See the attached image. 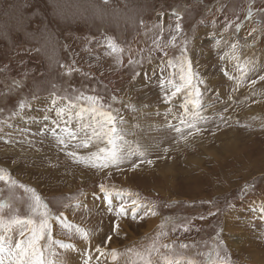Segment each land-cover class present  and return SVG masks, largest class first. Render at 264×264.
<instances>
[{
  "label": "rangeland",
  "instance_id": "374dc122",
  "mask_svg": "<svg viewBox=\"0 0 264 264\" xmlns=\"http://www.w3.org/2000/svg\"><path fill=\"white\" fill-rule=\"evenodd\" d=\"M250 6L253 16L245 19ZM261 7L264 0H0V121H7L0 124V169L17 181L14 186L0 181L5 219L29 214L31 194L23 184L35 189L55 215L63 213L68 223L88 232L84 240L75 228L68 231L52 221L53 239L75 246L52 245L57 255L49 258L64 264H125L127 249L147 246L161 230L167 232L161 243L197 264H205L210 255L219 264H264L260 236L258 242L247 240L250 250L232 246L239 239L243 246L248 229L257 232L259 224L250 219L264 209L250 205V200L264 204V81L259 80L264 75V34L243 31L249 23L255 26L251 30L264 28V13L255 11ZM109 39L124 49L119 61L108 48ZM185 41L193 71L204 81L196 111L205 118L198 125L200 134L188 136L185 130L186 140L167 127L177 123L174 116L165 115L170 108L182 113L184 97L165 102L164 91L170 94L171 89L162 90L159 83L162 76H172L166 60L178 58ZM234 43L240 65L251 61L256 66L246 78L232 58ZM129 56L137 63L129 64ZM13 80L20 86L14 88ZM53 91L100 95L105 103L116 96L113 107L124 118L119 127L127 146L139 145L145 156L107 169L75 162L68 152L86 155L96 149L65 148L51 133L40 134L45 123L53 127L55 113L46 111ZM33 95L38 99L32 100ZM25 99L32 107L24 110L23 119H9ZM133 164L139 166L133 169ZM101 184L137 199L141 207L135 219L131 200L125 205L127 215H117L120 197L113 196L108 210ZM244 192L248 197L241 204ZM152 206L155 216L148 213ZM222 240L228 243L226 250ZM182 243L188 248L181 249ZM112 249L120 254L115 261Z\"/></svg>",
  "mask_w": 264,
  "mask_h": 264
},
{
  "label": "snow or ice",
  "instance_id": "6c2138e0",
  "mask_svg": "<svg viewBox=\"0 0 264 264\" xmlns=\"http://www.w3.org/2000/svg\"><path fill=\"white\" fill-rule=\"evenodd\" d=\"M109 0H104V3H108ZM256 12L264 13V7L255 9ZM253 16V8H248L245 19H251ZM179 15L177 16L178 22L176 23V30L180 32L181 25L179 23ZM230 27L231 25H227ZM237 31L240 30L241 24L235 25ZM259 31L264 34V28L252 29L255 33ZM252 35V33H249ZM175 42V37L172 38ZM187 41L185 46L181 50V54L178 58L167 59L166 66L173 68L174 71L170 78H162L159 83L163 89L170 88L171 92L164 91L165 102H170L172 98L181 95L184 97V103L181 105L183 108L182 113L174 114L172 109H168L165 115H173L174 119L177 120L176 124L168 123L167 127L173 129L181 139H187L183 133L185 130L188 131V136L194 134H200L202 129L198 125L204 121V117L199 115L196 111L201 106L202 93L199 85L204 83L203 80L198 78V73L193 71L192 62L186 55L187 53ZM251 47V45H245ZM238 44H232L231 49L232 58L237 61V68L241 71L244 78L247 77L249 72H255L256 66L253 62L248 61L245 65H240V58L235 54V50ZM108 48L111 53L117 54L119 61V54L124 52L123 48L118 47L113 40H108ZM164 56L168 54L165 52ZM142 62V61H140ZM129 64L137 63L133 61L131 56L128 59ZM62 67H66L63 66ZM176 69L179 72V78H176ZM68 73L71 74L72 68H68ZM164 68H161L163 74ZM240 83L237 77H231ZM259 80L264 81V75L259 76ZM256 80H252L251 84L255 85ZM20 82L13 80V87H19ZM75 91V90H74ZM235 91V89H234ZM38 97L32 96V100H36ZM49 104L46 107V111L55 113V119H51L53 127H49L45 123L44 127L40 130V134L44 135L51 133L58 144L63 145L65 148L72 146L75 148H89L94 147L96 150L81 155L76 151H70L67 153L75 162L87 163L93 168L107 169L110 166L119 167L125 161L129 160L133 156L144 157L145 151L140 149L137 145L135 149L128 147V141L124 135V129L120 128L119 125L124 124V118L120 115L119 109L113 107L117 97L112 96L110 101L105 103V99L100 95H86L80 92L76 95H70L67 93L58 94L53 91L48 97ZM32 107V104L28 100H20L17 105V109L12 112L9 119L12 117H20L23 119L22 113L25 109ZM2 111V110H0ZM227 111V109H225ZM159 113H157L158 115ZM50 116L45 115L44 121H48ZM7 123V121H0V124ZM75 123V127L72 125ZM59 129V131H57ZM2 131V129H0ZM22 133H27V129L19 130ZM3 138V137H0ZM11 142V141H5ZM30 142V141H29ZM165 152L168 149L164 150ZM143 163V160L140 161ZM152 163L151 160L148 161ZM139 164H133L132 168L135 169ZM0 181H4L14 186L17 181L13 180L9 173L4 169H0ZM21 188H24L31 195L27 205L28 215L21 217L18 214H13L5 219L2 212V208L7 201L0 202V264H64L63 261H55L49 257H54L57 254L52 250V245H59L64 248H74V245L65 244L62 241H56L52 236V221H57L62 228L72 231L75 228V232L78 233L84 240L89 239V234L86 230L79 226H73L68 223L63 216V213L55 215L49 208L48 203L36 192L26 185L21 184ZM101 191L105 193L104 199L108 204V210L112 211L113 196L120 197L121 203L117 208V215H127L129 209L126 208V204L131 200V211L133 218L136 217V209L141 207L138 204L137 199L132 198L131 193H125L123 191L109 192L108 189L101 184ZM75 206H79L77 201ZM148 213L155 216L157 213L154 211V206L148 208ZM146 213V214H148ZM214 215V213H209ZM168 222H174L173 218H168ZM166 224L161 225L163 229ZM119 227L118 224L115 225ZM176 229L173 228V231ZM187 231V229H184ZM18 235L20 238L14 240V236ZM167 235V232L161 230L157 236L152 240L150 244L142 247L141 249L129 248L127 253L129 258L125 261V264H197V261L189 257H185L183 254H177L173 246L167 243H161L160 237ZM109 241L111 237L108 238ZM223 244V241L220 242ZM181 249L188 248L187 244H181ZM166 249L167 252L162 251ZM97 251L100 252L99 246ZM112 260H117L119 253L116 249L111 250ZM218 255V254H217ZM135 257V259H132ZM89 260L91 257L89 256ZM88 264V261H85ZM205 264H219V261H213L211 255L205 260Z\"/></svg>",
  "mask_w": 264,
  "mask_h": 264
},
{
  "label": "crops",
  "instance_id": "0c3cea01",
  "mask_svg": "<svg viewBox=\"0 0 264 264\" xmlns=\"http://www.w3.org/2000/svg\"><path fill=\"white\" fill-rule=\"evenodd\" d=\"M246 27V26H245ZM248 195V193H246V192H244L243 193V195L241 196V198L239 199V201L241 202V204H242V202H244V200L245 199H247V196ZM247 202V201H246ZM249 202V201H248ZM241 204L239 205V207L241 206ZM236 205V204H235ZM250 205H252V206H254V208L255 209H258V208H260V207H264V204L263 205H261V204H259V203H257V202H253V201H251L250 200ZM250 222H253V223H256V225L257 224H259V225H257L258 227H257V232L254 230H252V229H248L247 230V232H248V234H249V237L247 238V239H254V240H256L257 242H258V237L260 236V239H261V242H262V244H264V209L262 210V211H259L258 212V214L256 215V216H254V217H252V219H250ZM252 232H253V235L254 236H252L251 234H252ZM224 233H225V230H223V231H221V236H222V238L224 237L223 235H224ZM258 236V237H257ZM224 239V238H223ZM223 241V243H224V241H225V243L224 244H228L227 242H226V240H222ZM227 246V245H226ZM229 251V250H228Z\"/></svg>",
  "mask_w": 264,
  "mask_h": 264
},
{
  "label": "bare ground",
  "instance_id": "6f19581e",
  "mask_svg": "<svg viewBox=\"0 0 264 264\" xmlns=\"http://www.w3.org/2000/svg\"><path fill=\"white\" fill-rule=\"evenodd\" d=\"M250 27H255L254 25H251L250 23L248 24V25H246V27L244 28V32L245 33H247V32H250V31H252L251 29H250ZM263 42H264V39H263V41H262V44H263ZM261 44V45H262ZM262 47V46H261ZM255 50V49H254ZM249 157V156H248ZM258 172H261V171H258ZM230 215H228V220L230 221V222H232L233 220H232V218L230 217L231 215H232V213H229ZM229 229V228H228ZM233 230H234V232H235V234H238V231H239V229H238V227H233ZM230 231H231V229H230ZM243 246H239L240 245V243H241V239H239L238 241H234V242H232V246H234V247H236V248H238L239 247V250H250L251 249V246H250V242L248 243V245H247V236H244L243 237ZM253 248V247H252ZM257 250V249H256ZM262 256H264V255H262Z\"/></svg>",
  "mask_w": 264,
  "mask_h": 264
},
{
  "label": "trees",
  "instance_id": "16d2710c",
  "mask_svg": "<svg viewBox=\"0 0 264 264\" xmlns=\"http://www.w3.org/2000/svg\"><path fill=\"white\" fill-rule=\"evenodd\" d=\"M222 246H223V248H225V244L224 243L222 244ZM225 250H226V248H225Z\"/></svg>",
  "mask_w": 264,
  "mask_h": 264
}]
</instances>
